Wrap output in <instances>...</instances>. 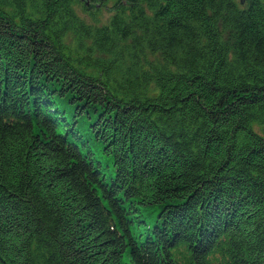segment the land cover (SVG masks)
Returning a JSON list of instances; mask_svg holds the SVG:
<instances>
[{
	"label": "trees",
	"instance_id": "16d2710c",
	"mask_svg": "<svg viewBox=\"0 0 264 264\" xmlns=\"http://www.w3.org/2000/svg\"><path fill=\"white\" fill-rule=\"evenodd\" d=\"M0 264H264V0H0Z\"/></svg>",
	"mask_w": 264,
	"mask_h": 264
},
{
	"label": "rangeland",
	"instance_id": "374dc122",
	"mask_svg": "<svg viewBox=\"0 0 264 264\" xmlns=\"http://www.w3.org/2000/svg\"><path fill=\"white\" fill-rule=\"evenodd\" d=\"M105 11H106V9H105ZM107 14H108L107 12H103L104 18L106 17Z\"/></svg>",
	"mask_w": 264,
	"mask_h": 264
}]
</instances>
